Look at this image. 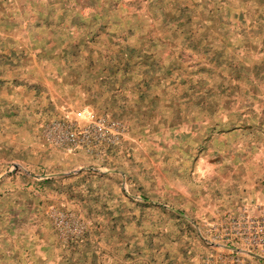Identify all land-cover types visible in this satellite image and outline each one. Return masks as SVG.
I'll return each mask as SVG.
<instances>
[{
    "label": "rangeland",
    "instance_id": "374dc122",
    "mask_svg": "<svg viewBox=\"0 0 264 264\" xmlns=\"http://www.w3.org/2000/svg\"><path fill=\"white\" fill-rule=\"evenodd\" d=\"M261 205L264 0H0V264H248Z\"/></svg>",
    "mask_w": 264,
    "mask_h": 264
},
{
    "label": "built area",
    "instance_id": "2783aa9c",
    "mask_svg": "<svg viewBox=\"0 0 264 264\" xmlns=\"http://www.w3.org/2000/svg\"><path fill=\"white\" fill-rule=\"evenodd\" d=\"M88 126L81 131L68 129L61 124H53L51 133L57 143L85 142L95 135L100 138L117 139V132L112 123L105 122L97 118L90 111L84 114ZM231 238H239L245 244L244 254L248 260H256L259 264H264V216L258 217L252 214L238 215L230 217L229 223L225 225ZM214 228L224 229L223 221L214 223ZM248 264H252L251 262ZM237 261H241L237 257Z\"/></svg>",
    "mask_w": 264,
    "mask_h": 264
},
{
    "label": "crops",
    "instance_id": "0c3cea01",
    "mask_svg": "<svg viewBox=\"0 0 264 264\" xmlns=\"http://www.w3.org/2000/svg\"><path fill=\"white\" fill-rule=\"evenodd\" d=\"M261 206H263V207H264V205H261Z\"/></svg>",
    "mask_w": 264,
    "mask_h": 264
}]
</instances>
